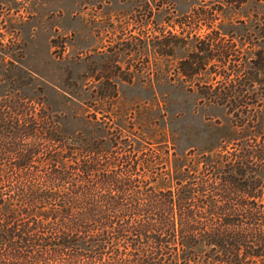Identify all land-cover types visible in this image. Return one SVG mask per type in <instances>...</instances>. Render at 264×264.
Listing matches in <instances>:
<instances>
[{"label":"rangeland","instance_id":"374dc122","mask_svg":"<svg viewBox=\"0 0 264 264\" xmlns=\"http://www.w3.org/2000/svg\"><path fill=\"white\" fill-rule=\"evenodd\" d=\"M255 67L261 87L264 0H0V104L44 109L66 135L165 140L188 166L245 149L238 186L264 191V96L239 122L201 94L223 73L248 93Z\"/></svg>","mask_w":264,"mask_h":264},{"label":"trees","instance_id":"16d2710c","mask_svg":"<svg viewBox=\"0 0 264 264\" xmlns=\"http://www.w3.org/2000/svg\"><path fill=\"white\" fill-rule=\"evenodd\" d=\"M206 46L208 59L228 57ZM257 68L248 93L223 73L202 97L243 122L264 96ZM10 100L0 104V264H264V191L238 186L247 150L188 166L165 140L136 148L121 128L107 141L66 135L56 115Z\"/></svg>","mask_w":264,"mask_h":264}]
</instances>
